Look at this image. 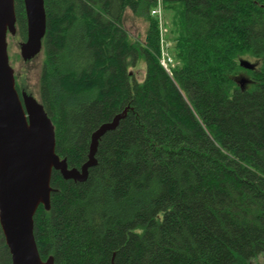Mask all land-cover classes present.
<instances>
[{
    "label": "trees",
    "instance_id": "1",
    "mask_svg": "<svg viewBox=\"0 0 264 264\" xmlns=\"http://www.w3.org/2000/svg\"><path fill=\"white\" fill-rule=\"evenodd\" d=\"M15 2L23 41L25 5ZM156 2L44 0L43 48L30 62L39 60L56 153L80 168L92 134L121 118L86 181L53 171L50 207L34 216L40 256L264 264V0H162L170 71L150 15ZM129 11L147 23L144 40L128 32ZM0 264H12L1 224Z\"/></svg>",
    "mask_w": 264,
    "mask_h": 264
},
{
    "label": "water",
    "instance_id": "2",
    "mask_svg": "<svg viewBox=\"0 0 264 264\" xmlns=\"http://www.w3.org/2000/svg\"><path fill=\"white\" fill-rule=\"evenodd\" d=\"M16 0H0V224L11 254L12 264H54L44 261L34 235V216L40 205L49 209L56 170L66 180L84 182L89 169L97 164L101 137L114 130L117 116L101 125L91 136L87 161L69 167L56 153L54 124L40 101L16 87L15 70L10 64L8 33H16ZM27 17V38L20 42L21 57L29 61L41 53L47 20L44 0H23ZM248 70L256 65L240 59Z\"/></svg>",
    "mask_w": 264,
    "mask_h": 264
},
{
    "label": "rangeland",
    "instance_id": "3",
    "mask_svg": "<svg viewBox=\"0 0 264 264\" xmlns=\"http://www.w3.org/2000/svg\"><path fill=\"white\" fill-rule=\"evenodd\" d=\"M164 17L166 18V21H165L166 25L164 27L165 29L164 37L166 39L168 38L169 27L167 25L168 23H166L168 20L165 15V12H164ZM153 18L158 20L156 17H153ZM125 25H126L128 32L132 36L139 37L141 40L145 39L147 23L143 19L134 18L131 12L129 11L125 17ZM158 30H159V35H160V29ZM7 41H8V53H9L10 64L14 68L15 74H16L15 76L17 79L16 83L21 87L26 86V91L28 93H31V95L35 99L40 101L39 60H34L30 62V61H24L22 59L21 52H20V42L22 40L19 38V35L17 32L13 35L8 33ZM142 65L144 64H140L139 66H142ZM238 81H240L241 85L244 86L248 84L250 80L247 75L243 74L242 76L238 78ZM136 232L141 233L142 231L138 229Z\"/></svg>",
    "mask_w": 264,
    "mask_h": 264
},
{
    "label": "built area",
    "instance_id": "4",
    "mask_svg": "<svg viewBox=\"0 0 264 264\" xmlns=\"http://www.w3.org/2000/svg\"><path fill=\"white\" fill-rule=\"evenodd\" d=\"M151 15L156 17L158 20V26L160 29V42H161V50H162V57H161V64L169 71V65L173 62L172 57L168 52V42L167 39L164 37V27H165V17H164V9L162 0H157L156 5L151 9Z\"/></svg>",
    "mask_w": 264,
    "mask_h": 264
},
{
    "label": "flooded vegetation",
    "instance_id": "5",
    "mask_svg": "<svg viewBox=\"0 0 264 264\" xmlns=\"http://www.w3.org/2000/svg\"><path fill=\"white\" fill-rule=\"evenodd\" d=\"M23 41H24V40H23ZM15 76H16V74H15ZM16 80H17V79H16ZM16 87H17V83H16ZM17 90H18V92H19V94H20V96H21V98H22V100H23L22 93H23V92L28 93V92L26 91V86L21 87V86L18 85ZM28 94L31 95V93H28ZM23 101H24V100H23Z\"/></svg>",
    "mask_w": 264,
    "mask_h": 264
},
{
    "label": "bare ground",
    "instance_id": "6",
    "mask_svg": "<svg viewBox=\"0 0 264 264\" xmlns=\"http://www.w3.org/2000/svg\"><path fill=\"white\" fill-rule=\"evenodd\" d=\"M163 8H164V6H163Z\"/></svg>",
    "mask_w": 264,
    "mask_h": 264
}]
</instances>
